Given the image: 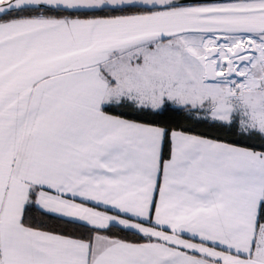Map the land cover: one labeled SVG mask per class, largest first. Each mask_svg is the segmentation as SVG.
<instances>
[{
	"label": "snow or ice",
	"instance_id": "obj_1",
	"mask_svg": "<svg viewBox=\"0 0 264 264\" xmlns=\"http://www.w3.org/2000/svg\"><path fill=\"white\" fill-rule=\"evenodd\" d=\"M0 264H264V0H0Z\"/></svg>",
	"mask_w": 264,
	"mask_h": 264
}]
</instances>
